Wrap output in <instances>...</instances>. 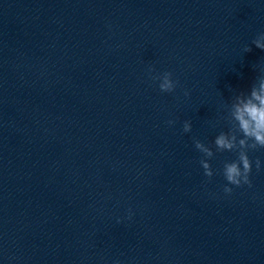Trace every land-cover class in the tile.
I'll return each mask as SVG.
<instances>
[{"label": "clouds", "instance_id": "obj_1", "mask_svg": "<svg viewBox=\"0 0 264 264\" xmlns=\"http://www.w3.org/2000/svg\"><path fill=\"white\" fill-rule=\"evenodd\" d=\"M256 48L264 50V33H260L257 38L252 41ZM246 52L251 51L250 47H246ZM149 73L154 71L149 68ZM153 80H159V89L161 92L172 93L177 87L178 81L172 79L171 72H164L150 77ZM189 93L185 91V96ZM228 120L231 127L227 132L221 131L214 140L216 151L236 152L237 158L232 162H226L223 167V175L227 184L224 185L223 191L231 194L234 185L241 187L248 185L252 187L250 174L252 172L253 161L250 160L248 151L264 148V77H260L257 83L253 84L247 95L241 93L235 97V102L231 105L228 112ZM169 125L175 123L168 121ZM192 125L190 121H184L183 131L188 133L191 131ZM242 137V138H238ZM195 148L203 154L199 163L204 169V175L211 178L213 170L208 162L214 156L212 147L206 145L200 140H194ZM257 171L261 168V161H255Z\"/></svg>", "mask_w": 264, "mask_h": 264}]
</instances>
